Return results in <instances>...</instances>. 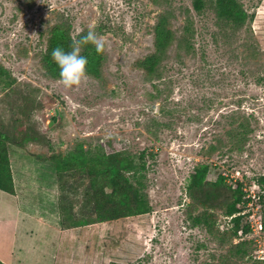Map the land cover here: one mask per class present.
I'll list each match as a JSON object with an SVG mask.
<instances>
[{
  "label": "rangeland",
  "instance_id": "1",
  "mask_svg": "<svg viewBox=\"0 0 264 264\" xmlns=\"http://www.w3.org/2000/svg\"><path fill=\"white\" fill-rule=\"evenodd\" d=\"M237 1L243 24L219 16L215 0L201 14L191 0H0V134L15 142L13 161L38 180L27 202L57 209L54 194L39 187L53 182L58 159L82 149L120 151L143 165L152 211L92 225L85 264H264V0ZM161 17L174 42L148 75L137 64L156 54ZM106 23L112 32L99 30ZM61 24L74 38L91 28L105 41L100 77L87 74L78 88L43 67ZM61 164L63 223L90 219L88 174ZM200 164L211 166V180L223 173L244 183L249 234L233 236L223 210L193 206L187 184ZM7 200L24 204L0 191ZM28 221L0 227V256L12 264L50 253L46 227Z\"/></svg>",
  "mask_w": 264,
  "mask_h": 264
},
{
  "label": "trees",
  "instance_id": "2",
  "mask_svg": "<svg viewBox=\"0 0 264 264\" xmlns=\"http://www.w3.org/2000/svg\"><path fill=\"white\" fill-rule=\"evenodd\" d=\"M212 0H191L196 13L204 12L207 4ZM219 16L237 24L247 20V13L237 0H215ZM100 31L112 32L110 23L102 24ZM84 31L74 38L66 25L56 26L51 34L49 44L43 55V67L53 78H59V68L53 61L51 53L56 47H62L66 52L71 51L73 39H80L86 35ZM174 42V33L167 18L161 17L155 28L156 54H151L139 61L137 67L148 75H153L162 61L161 54ZM81 55L88 60L86 72L96 78L100 77L105 56L97 54L95 47L88 44L82 47ZM3 74L5 70L0 68ZM9 138L0 134V190L10 195L15 194L13 174L9 159ZM57 160L56 170L63 169L62 162L69 167L73 164L80 167L89 176V186L85 196L90 206V219L74 221L72 227L81 225L116 221L152 211L148 196L143 192V184L139 179L140 164L131 156L120 151L99 153L96 156L84 153L83 149L76 154H71L69 160ZM143 167V165H142ZM141 167V169H142ZM211 166L200 164L195 167L189 177L187 193L193 201L194 207L206 210H223L227 217L232 218L233 236L247 235L251 232L250 225H243V207L249 203L246 199L245 185L240 180L231 182L229 177L220 173L215 180L210 177ZM258 184L262 187L259 196L260 205L264 207V176L260 177ZM72 217V213L70 216ZM75 220V218H74ZM65 224V223H64ZM263 227V225H262ZM0 264H4L0 261Z\"/></svg>",
  "mask_w": 264,
  "mask_h": 264
},
{
  "label": "crops",
  "instance_id": "3",
  "mask_svg": "<svg viewBox=\"0 0 264 264\" xmlns=\"http://www.w3.org/2000/svg\"><path fill=\"white\" fill-rule=\"evenodd\" d=\"M10 146V145H9ZM19 158V156H18ZM9 159L10 166L13 174L14 189L15 194L10 195L17 199H23L24 204L11 201H0V227L2 226H14L17 227L19 222H25V224L30 219V222L37 223L39 226H44L45 231L48 233L47 237L50 235L51 239L46 240L50 246H44L43 248L50 249V253L42 252L43 255L40 258L37 256L35 264H85L84 259H92L89 250L87 248V239L84 238V235L91 237V226L98 224H89L81 225L77 227H72L73 225L64 224L62 221V214L60 213V206L58 202V173L51 172V181L49 186L39 187V189L49 191L53 195L58 203L57 209L52 210L49 213V210L45 206L32 205L27 202L29 199V194L34 196V186L38 185L36 178H33L30 173H25L19 166L18 162L13 161L10 147H9ZM19 161V160H18ZM54 173V174H52ZM54 176V178H53ZM32 179V180H31ZM1 191V190H0ZM3 192V191H1ZM5 193V192H4ZM25 209L22 210L21 207ZM28 214V215H27ZM54 238V239H53ZM11 250V255H14V252ZM98 256V253L95 252L94 258ZM11 259H6L0 256V261L4 264H12ZM97 260V259H96ZM33 264V262H31ZM21 264H29L21 262Z\"/></svg>",
  "mask_w": 264,
  "mask_h": 264
},
{
  "label": "clouds",
  "instance_id": "4",
  "mask_svg": "<svg viewBox=\"0 0 264 264\" xmlns=\"http://www.w3.org/2000/svg\"><path fill=\"white\" fill-rule=\"evenodd\" d=\"M92 44L97 54L105 52V41L94 29H89L86 35L80 39H73L71 51H65L62 47L52 50L51 56L59 68V78L62 85L67 89L79 87L87 79L86 57L81 55L82 47Z\"/></svg>",
  "mask_w": 264,
  "mask_h": 264
},
{
  "label": "built area",
  "instance_id": "5",
  "mask_svg": "<svg viewBox=\"0 0 264 264\" xmlns=\"http://www.w3.org/2000/svg\"><path fill=\"white\" fill-rule=\"evenodd\" d=\"M259 227H260V229H262V228H263L261 224H260V226H259Z\"/></svg>",
  "mask_w": 264,
  "mask_h": 264
},
{
  "label": "water",
  "instance_id": "6",
  "mask_svg": "<svg viewBox=\"0 0 264 264\" xmlns=\"http://www.w3.org/2000/svg\"><path fill=\"white\" fill-rule=\"evenodd\" d=\"M55 120H56V117L54 118V121H55ZM54 121H53V122H54ZM53 122H52V124H53Z\"/></svg>",
  "mask_w": 264,
  "mask_h": 264
}]
</instances>
